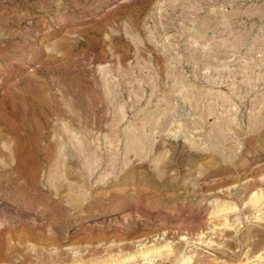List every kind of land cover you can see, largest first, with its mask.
I'll use <instances>...</instances> for the list:
<instances>
[{"label": "rangeland", "instance_id": "rangeland-1", "mask_svg": "<svg viewBox=\"0 0 264 264\" xmlns=\"http://www.w3.org/2000/svg\"><path fill=\"white\" fill-rule=\"evenodd\" d=\"M0 264H264V0H0Z\"/></svg>", "mask_w": 264, "mask_h": 264}, {"label": "bare ground", "instance_id": "bare-ground-1", "mask_svg": "<svg viewBox=\"0 0 264 264\" xmlns=\"http://www.w3.org/2000/svg\"><path fill=\"white\" fill-rule=\"evenodd\" d=\"M3 155V154H2ZM40 165H37L36 163L35 164H32V173H30V176L31 178H35L36 177V170L37 168L39 167ZM26 168V163L25 162H19L18 164H16V166L13 168L14 169V172L17 173V174H22L24 173V170Z\"/></svg>", "mask_w": 264, "mask_h": 264}]
</instances>
